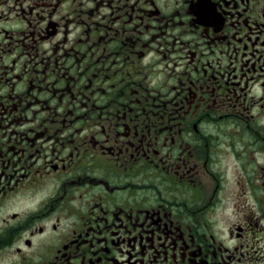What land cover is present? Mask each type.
Returning <instances> with one entry per match:
<instances>
[{"label":"flooded vegetation","instance_id":"af4514ba","mask_svg":"<svg viewBox=\"0 0 264 264\" xmlns=\"http://www.w3.org/2000/svg\"><path fill=\"white\" fill-rule=\"evenodd\" d=\"M0 264H264V0H0Z\"/></svg>","mask_w":264,"mask_h":264}]
</instances>
